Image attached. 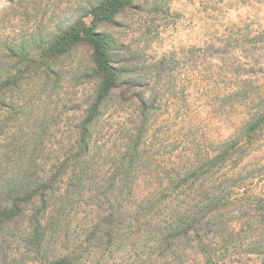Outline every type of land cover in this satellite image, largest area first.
Listing matches in <instances>:
<instances>
[{"label":"trees","instance_id":"trees-1","mask_svg":"<svg viewBox=\"0 0 264 264\" xmlns=\"http://www.w3.org/2000/svg\"><path fill=\"white\" fill-rule=\"evenodd\" d=\"M161 4L84 0L2 43L0 264H264V0L149 60L109 31Z\"/></svg>","mask_w":264,"mask_h":264},{"label":"rangeland","instance_id":"rangeland-1","mask_svg":"<svg viewBox=\"0 0 264 264\" xmlns=\"http://www.w3.org/2000/svg\"><path fill=\"white\" fill-rule=\"evenodd\" d=\"M32 1L28 6L22 5L19 9L15 7L13 10L16 0L15 2L0 0V76L5 69L11 68L16 63L15 60L3 57V42L12 41L11 39L21 40L27 35H32L40 27L41 21L45 22L49 18L54 19L49 27L51 30L66 25L73 20L78 8L84 3V0ZM160 3L163 12H151L149 6L145 11L131 9L120 18V21H123L121 26L109 27V31L114 36L128 44L132 51H139L142 57L148 60L173 49L178 50L182 46L201 44L206 35L216 34L217 26H220L221 22L235 21L241 16H247L248 13L246 7L234 5V0H160ZM82 53L81 49L80 54ZM18 67L23 68V66ZM57 91L54 97L57 102L78 100L89 92V85L84 84L75 88L73 84L68 85V82L62 80ZM22 95L16 94L17 98ZM4 111L0 105V115ZM226 126L224 125L221 130ZM218 132L219 130L213 131L215 135ZM4 137L1 132V164ZM1 164L0 173L3 171Z\"/></svg>","mask_w":264,"mask_h":264}]
</instances>
